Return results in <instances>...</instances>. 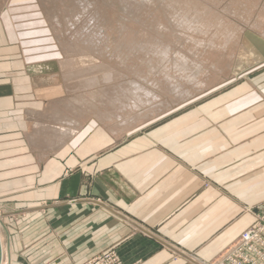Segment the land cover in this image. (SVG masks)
<instances>
[{
  "label": "rangeland",
  "instance_id": "374dc122",
  "mask_svg": "<svg viewBox=\"0 0 264 264\" xmlns=\"http://www.w3.org/2000/svg\"><path fill=\"white\" fill-rule=\"evenodd\" d=\"M16 1L10 0L8 13L0 16V87H47L36 82L49 76H57L56 87H67L60 67L73 57L60 53L56 32L38 0ZM57 8L58 39L80 45L88 62L86 70H69L70 78L79 82L109 76L114 83L115 73L138 81L152 78L162 99L169 100L172 95L162 91L169 86L165 74L147 76V65H158L168 54L161 62L167 69L162 70L170 81L180 80L181 88L192 91L178 103L169 100L167 110L116 139L90 123L73 145L74 159L79 164L89 159L91 166L110 153L137 149L126 157L133 177L149 186L134 196L140 217L160 214L166 229H179L181 235L169 233V238L178 247L181 239V252L204 247L214 235L224 240L241 228L223 253L203 264H264V0H61ZM10 15L18 20L17 31ZM28 31L37 32L46 46L24 49L16 37ZM97 38L107 41L92 46ZM35 58L41 62L36 64ZM182 59L203 68L197 81L190 83L185 72L173 69ZM78 145L85 151L83 158ZM242 150L247 153L245 171L237 162L229 164ZM257 150L263 152L259 161L249 162ZM228 167L233 173H226ZM98 175L87 173L85 180ZM251 231L258 234L248 243L244 235ZM114 253L125 264L116 250L87 264Z\"/></svg>",
  "mask_w": 264,
  "mask_h": 264
},
{
  "label": "crops",
  "instance_id": "0c3cea01",
  "mask_svg": "<svg viewBox=\"0 0 264 264\" xmlns=\"http://www.w3.org/2000/svg\"><path fill=\"white\" fill-rule=\"evenodd\" d=\"M9 2L0 0V16L8 13ZM10 16L17 31L18 20ZM35 33L18 32L16 39L24 49L46 46L47 41L37 38L41 36ZM34 61L41 62L36 58ZM56 77L37 80V85L47 87H0V223L6 244L5 264H87L109 250H116L125 264H203L223 253L228 243L237 239L241 228L224 240L221 235H214L216 238L204 247L186 250V254L181 252V239L178 247L169 238V233L181 235L179 225L177 232L170 231L160 220V214H152L147 221L135 211L139 205L134 196L138 190L143 192L149 187L146 181L133 177L134 170L128 164L130 157L126 155L137 149H121L100 157L99 162L90 166L91 160L83 158V143V148L79 145L77 148L84 163L74 159L73 145L81 140L90 123L60 148L33 145L29 137L36 120L29 113L45 111L57 99L68 95V87L53 84ZM97 128L114 139L121 137L111 135L99 125ZM242 151L233 155L235 158L229 164L237 162L245 171L247 153ZM259 151L252 152L258 154L249 156V162L259 161L263 153ZM84 166L81 173L70 174ZM233 171L234 168L226 169L227 174ZM90 172L99 175L93 181L85 180ZM237 178L232 177L231 181ZM1 250L0 245V262Z\"/></svg>",
  "mask_w": 264,
  "mask_h": 264
},
{
  "label": "bare ground",
  "instance_id": "6f19581e",
  "mask_svg": "<svg viewBox=\"0 0 264 264\" xmlns=\"http://www.w3.org/2000/svg\"><path fill=\"white\" fill-rule=\"evenodd\" d=\"M38 2L41 9L45 10V12L43 10V13L46 14L47 21L49 20L51 30L56 32L58 44L62 49L60 53L64 56H72L73 59L70 58L60 67L63 78L67 81L68 95L57 99L45 111H31L29 113L30 117L36 120L33 133L29 137L31 143L36 147L60 148L71 139H75L87 123H97L108 130L111 135L119 136V134L133 128L138 123L154 118L158 113L167 110L173 103H178L192 96L191 89L181 88L183 85L180 80L170 81L167 71L162 70L163 68L167 69L166 65H162L161 62L168 57V54L162 57V54L160 55L158 65H161V67L154 65L152 62L147 65L150 70L147 76L153 73L165 74L164 82L169 86L162 89V91H167L172 95V99H169L172 104L169 100L162 99V92H158L160 86L152 78L146 77L144 80L138 81L128 77L122 78L121 74L118 73L114 75L115 83L109 76H95L89 79L82 77L79 82L70 78L68 76L69 70L85 69L88 64L83 50H78V48H81L80 45L78 46L72 42L68 44L67 41L58 39V27L61 23L58 18L59 8L57 6L61 0H38ZM48 4L52 5V9L48 7ZM104 18H107V13L104 14ZM59 36L61 38V35ZM261 36L264 38L263 32ZM106 41L97 38L96 41L91 40L90 43L92 46H97V44ZM142 48L144 50L149 49L148 45H143ZM77 54L82 58L76 59ZM173 69L178 72H185V77L191 83V81L196 80L203 68L201 69L195 63L185 62L182 59L181 63L174 66ZM94 84L97 87H92ZM252 239V235L248 234V240L251 241ZM0 245L2 249L0 264H5L6 244L1 232V223Z\"/></svg>",
  "mask_w": 264,
  "mask_h": 264
},
{
  "label": "built area",
  "instance_id": "2783aa9c",
  "mask_svg": "<svg viewBox=\"0 0 264 264\" xmlns=\"http://www.w3.org/2000/svg\"><path fill=\"white\" fill-rule=\"evenodd\" d=\"M263 216H264V214H263ZM257 229H259V228H257ZM248 234L252 235L253 239L251 241H253V240H255V238H256L255 236L258 233H254L253 231H251V232H248L246 235H244V239L246 240V242L249 243L251 241L248 240ZM89 264H122V263L114 253L111 255L106 254L105 256H102V257L94 260L93 262H91Z\"/></svg>",
  "mask_w": 264,
  "mask_h": 264
}]
</instances>
